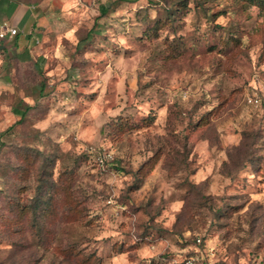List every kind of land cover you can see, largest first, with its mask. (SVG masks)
Returning a JSON list of instances; mask_svg holds the SVG:
<instances>
[{
  "label": "rangeland",
  "instance_id": "obj_1",
  "mask_svg": "<svg viewBox=\"0 0 264 264\" xmlns=\"http://www.w3.org/2000/svg\"><path fill=\"white\" fill-rule=\"evenodd\" d=\"M32 1L0 62V264H264V9Z\"/></svg>",
  "mask_w": 264,
  "mask_h": 264
},
{
  "label": "crops",
  "instance_id": "obj_2",
  "mask_svg": "<svg viewBox=\"0 0 264 264\" xmlns=\"http://www.w3.org/2000/svg\"><path fill=\"white\" fill-rule=\"evenodd\" d=\"M37 9L32 0H0V17L18 30V37L6 40L2 46V51H5L3 60L8 56L27 59L29 49L38 36L36 23L41 16L36 17Z\"/></svg>",
  "mask_w": 264,
  "mask_h": 264
},
{
  "label": "trees",
  "instance_id": "obj_3",
  "mask_svg": "<svg viewBox=\"0 0 264 264\" xmlns=\"http://www.w3.org/2000/svg\"><path fill=\"white\" fill-rule=\"evenodd\" d=\"M117 2L119 3H135L137 2V0H117ZM249 3H251L253 6H256L260 9H264V0H248ZM100 13L102 16H105L108 14L109 9L106 6H101L100 7ZM18 34V33H17ZM93 34V29L88 33L87 35V40L90 38V36ZM14 37H18L17 35ZM14 45V43H13ZM5 51H2V58L0 60V62L3 60V53ZM42 87H45L44 85H42ZM43 91V89L40 90V94ZM34 109V106L31 104H28L24 101H21L19 106H16L13 108V113L17 116L20 117V119L14 124L12 125L10 128H8V130L3 134L4 136L7 135L9 132H11L17 125L23 123L26 119V117L29 115V113ZM248 160L245 161V163ZM52 185H55L54 182H52Z\"/></svg>",
  "mask_w": 264,
  "mask_h": 264
},
{
  "label": "built area",
  "instance_id": "obj_4",
  "mask_svg": "<svg viewBox=\"0 0 264 264\" xmlns=\"http://www.w3.org/2000/svg\"><path fill=\"white\" fill-rule=\"evenodd\" d=\"M17 33H18V30L16 28L8 24L6 21H4L0 17V60L2 58V46L4 45L5 41L10 38H13L14 36L17 35ZM248 102L252 105H259L261 103L260 99L257 97L249 98ZM97 161H98V164H100L101 166H104L106 162V157L99 156L97 158Z\"/></svg>",
  "mask_w": 264,
  "mask_h": 264
}]
</instances>
